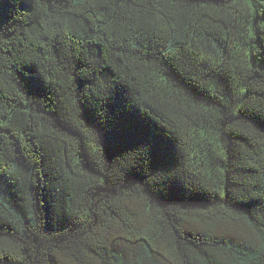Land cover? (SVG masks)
Instances as JSON below:
<instances>
[{"label": "trees", "instance_id": "obj_1", "mask_svg": "<svg viewBox=\"0 0 264 264\" xmlns=\"http://www.w3.org/2000/svg\"><path fill=\"white\" fill-rule=\"evenodd\" d=\"M262 117L264 0H0V264H264Z\"/></svg>", "mask_w": 264, "mask_h": 264}, {"label": "snow or ice", "instance_id": "obj_2", "mask_svg": "<svg viewBox=\"0 0 264 264\" xmlns=\"http://www.w3.org/2000/svg\"><path fill=\"white\" fill-rule=\"evenodd\" d=\"M264 119V117H262ZM164 151L162 149H154L153 158L150 164V172L149 174L155 175L157 172L164 173L167 169L160 166V161L164 158Z\"/></svg>", "mask_w": 264, "mask_h": 264}]
</instances>
